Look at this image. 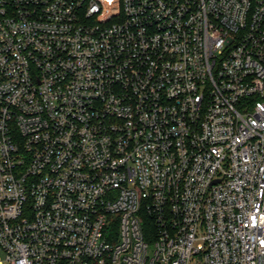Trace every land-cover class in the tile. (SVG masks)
Here are the masks:
<instances>
[{
	"label": "built area",
	"instance_id": "1",
	"mask_svg": "<svg viewBox=\"0 0 264 264\" xmlns=\"http://www.w3.org/2000/svg\"><path fill=\"white\" fill-rule=\"evenodd\" d=\"M0 264H264V0H0Z\"/></svg>",
	"mask_w": 264,
	"mask_h": 264
},
{
	"label": "rangeland",
	"instance_id": "2",
	"mask_svg": "<svg viewBox=\"0 0 264 264\" xmlns=\"http://www.w3.org/2000/svg\"><path fill=\"white\" fill-rule=\"evenodd\" d=\"M0 259H2L5 263V255L3 253H0Z\"/></svg>",
	"mask_w": 264,
	"mask_h": 264
},
{
	"label": "water",
	"instance_id": "3",
	"mask_svg": "<svg viewBox=\"0 0 264 264\" xmlns=\"http://www.w3.org/2000/svg\"><path fill=\"white\" fill-rule=\"evenodd\" d=\"M120 264H123V263H120Z\"/></svg>",
	"mask_w": 264,
	"mask_h": 264
}]
</instances>
